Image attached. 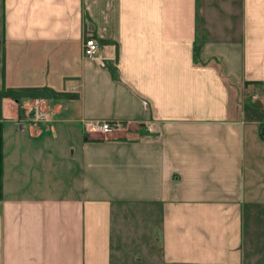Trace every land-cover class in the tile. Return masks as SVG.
<instances>
[{
	"label": "crops",
	"instance_id": "0c3cea01",
	"mask_svg": "<svg viewBox=\"0 0 264 264\" xmlns=\"http://www.w3.org/2000/svg\"><path fill=\"white\" fill-rule=\"evenodd\" d=\"M42 86L0 96V264H264V0H0V91Z\"/></svg>",
	"mask_w": 264,
	"mask_h": 264
},
{
	"label": "built area",
	"instance_id": "2783aa9c",
	"mask_svg": "<svg viewBox=\"0 0 264 264\" xmlns=\"http://www.w3.org/2000/svg\"><path fill=\"white\" fill-rule=\"evenodd\" d=\"M99 45L92 35H86L82 39V54L86 57L97 58L100 64L103 63L102 58L98 54ZM73 86H70L72 88ZM19 117L30 121H45L51 117V107L47 99L42 95L26 97L17 102ZM125 124L123 121L114 119H85L83 126L86 131H93L99 134H107L112 131L121 129Z\"/></svg>",
	"mask_w": 264,
	"mask_h": 264
},
{
	"label": "trees",
	"instance_id": "16d2710c",
	"mask_svg": "<svg viewBox=\"0 0 264 264\" xmlns=\"http://www.w3.org/2000/svg\"><path fill=\"white\" fill-rule=\"evenodd\" d=\"M25 93L24 96L31 97L35 95H42L44 96L43 93H46L45 95L48 98H56L58 96L64 97V98H72L76 97L77 94L74 92H68V91H55V90H50L47 87H23V88H12V87H5L0 91V96H11L16 99H18L19 96H21Z\"/></svg>",
	"mask_w": 264,
	"mask_h": 264
},
{
	"label": "rangeland",
	"instance_id": "374dc122",
	"mask_svg": "<svg viewBox=\"0 0 264 264\" xmlns=\"http://www.w3.org/2000/svg\"><path fill=\"white\" fill-rule=\"evenodd\" d=\"M123 125H124V126H123L121 129H118V130L112 131L113 133H111V134H114V135H115L116 132L119 133V131H121V132L127 134V129H126V128H127L128 126H127L126 124H123ZM259 129H260V126H259L258 130H259ZM94 133H95V132H94ZM107 134H108V133H107ZM59 143H60V142H59ZM253 261H257V260L253 258Z\"/></svg>",
	"mask_w": 264,
	"mask_h": 264
}]
</instances>
